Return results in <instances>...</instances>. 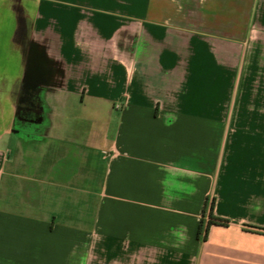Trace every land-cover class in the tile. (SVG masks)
<instances>
[{"label":"crops","instance_id":"crops-1","mask_svg":"<svg viewBox=\"0 0 264 264\" xmlns=\"http://www.w3.org/2000/svg\"><path fill=\"white\" fill-rule=\"evenodd\" d=\"M0 264H264V1L0 0Z\"/></svg>","mask_w":264,"mask_h":264},{"label":"trees","instance_id":"trees-1","mask_svg":"<svg viewBox=\"0 0 264 264\" xmlns=\"http://www.w3.org/2000/svg\"><path fill=\"white\" fill-rule=\"evenodd\" d=\"M212 209H213V203H211V206L209 208V210H210V215H209L210 219L208 221V225H207V227L205 229V232L207 231V229H208L210 224H215V223H218V224H221V225H225L226 224V221L220 220V219H216V218L212 217V215H211L212 214Z\"/></svg>","mask_w":264,"mask_h":264},{"label":"rangeland","instance_id":"rangeland-1","mask_svg":"<svg viewBox=\"0 0 264 264\" xmlns=\"http://www.w3.org/2000/svg\"><path fill=\"white\" fill-rule=\"evenodd\" d=\"M262 1H264V0H262ZM262 3H263V2H262ZM262 8H263V7H262ZM260 10H261V9L259 8V12H260ZM241 56H242V55H241ZM241 58H242V57H241ZM241 66H242V63H241Z\"/></svg>","mask_w":264,"mask_h":264}]
</instances>
